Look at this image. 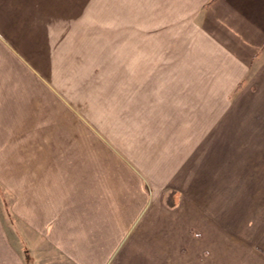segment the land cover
<instances>
[{
  "label": "crops",
  "instance_id": "0c3cea01",
  "mask_svg": "<svg viewBox=\"0 0 264 264\" xmlns=\"http://www.w3.org/2000/svg\"><path fill=\"white\" fill-rule=\"evenodd\" d=\"M93 15L99 78L114 80L92 93L93 109L112 100L129 112L118 123L130 129L129 150L116 133L93 135L91 121L70 118L52 83L63 72L42 70L53 42L67 45L74 31L71 42L82 41L72 20ZM14 18L48 37L27 50L30 29L14 33ZM78 53L66 65L88 80L95 56ZM0 143L12 161L0 174L12 198L0 209V264H177L172 252L198 251L185 233L196 215L184 211L176 231L177 204L164 202L155 177L238 159L225 175L257 176L251 189L264 188V0H0ZM247 227L241 264H264V222Z\"/></svg>",
  "mask_w": 264,
  "mask_h": 264
},
{
  "label": "rangeland",
  "instance_id": "374dc122",
  "mask_svg": "<svg viewBox=\"0 0 264 264\" xmlns=\"http://www.w3.org/2000/svg\"><path fill=\"white\" fill-rule=\"evenodd\" d=\"M95 2L96 0H91V5ZM19 12L24 14L23 10H20ZM32 13L34 12L31 9L27 10L28 15ZM29 20L34 22L33 18ZM39 20L41 23H45L44 17H40ZM11 22L13 24L15 23L13 25L15 27L14 33H18L19 36L25 34V30L23 29L25 26L30 29L29 33L26 32L25 35L26 40H28L31 45V48H27V50L33 51L34 45H36V47L42 45V40L48 37L46 36V31L40 30V27L43 28V26H40L37 23L25 25L17 18H14ZM65 24L67 26L69 22L65 20ZM72 25L76 26L75 28L79 30H84L83 33L85 34L83 35L82 41L75 43L71 42L73 36L76 34L75 31L70 34V39L68 34L66 35V40H68V42H65L67 45H63V41L59 39L58 41L62 42L58 45L53 41H49L50 45H52L53 42L51 51L54 54L51 56H45L42 63L43 73H51L52 77H56L61 71L64 74L62 80H59L58 77L57 80L56 78L52 80L54 85L57 83L59 99L62 97L67 103L66 105L65 102L62 104L59 100L58 106H62L70 118H81L80 120H88L96 125L98 131L96 133L94 132L93 135L98 134L105 137H112L116 133L115 138L117 139L119 137L118 139L121 141L120 145L117 146H122L129 150L131 141L130 129H119L118 127L119 122L129 120V112L121 111V107L118 103H115L112 100L106 101L104 105L101 104L100 111H94L93 109L94 105L92 99L94 97L92 96V93L96 91L99 85L103 86L106 84L107 88L109 86H114V80L106 79L104 81L99 78L101 70L98 69L96 65V46L98 40L96 15L91 16L90 19L81 22L79 25H77L76 20H72ZM12 34L13 32H11V35ZM50 35L55 38L59 36L60 33L58 34L55 32ZM47 44L48 42H45L42 47L44 48ZM76 47L77 49H74ZM80 47H88V52L95 56L92 59L94 64L87 65L90 69L88 72V80L72 79L71 77L74 75L77 68L74 64L66 65V63H69L72 59L74 63L76 62V57L74 56L76 52L77 56L80 55L78 53ZM64 49L66 55L57 58L55 55L63 54ZM104 57H106L107 61V56ZM84 69H86V66H84ZM66 77L68 79H65ZM84 117L85 119H83ZM97 123L100 125H103L104 123L106 127H100ZM107 124H110V126ZM137 135L139 139L141 136L140 132ZM225 147L226 145L220 147L223 148L222 151L224 153ZM3 151H5V145H1L0 143V174L4 172L6 164L9 165L12 162L3 160ZM223 152L220 154H223ZM206 154L207 152L204 150L201 155H203L202 157H205ZM234 156V159H236L237 156ZM236 162L238 163L240 160L218 161L217 163L220 166H215L217 168H213L212 166L216 164L212 163V165H210L207 163L206 165H202L201 170H195V174L186 171L187 174L185 175L166 177L167 181L165 180V176L155 177L156 180H159L158 183L162 184V186H160V188H162L160 194L162 191L164 192V202L171 205V208L177 204L176 209L172 212V219L180 221L179 224L176 221H173V227L176 231L178 230V227L181 226L182 220L185 218L183 217L184 211L192 212L188 214L187 217L196 215L195 220L186 219L187 221L189 220V222L185 224V233L187 232L188 237L195 240V245L198 248V251H185L183 247V251H179V254L172 252L169 261L170 263L241 264L242 262H245L244 259L248 258L244 257L242 254V241L244 240V237H246V234L244 233L248 230L247 224L249 221L255 222L261 220L264 222V188H262V191L251 189L252 185L258 184L257 176L243 177L230 174L225 175V172H231L237 168L235 164ZM141 163L146 165V161L141 160ZM254 178L256 181H253ZM243 179L245 180L244 183ZM11 201L12 198L9 196V191L3 187L0 177V209L3 214L6 212V209L9 210L8 207L12 204ZM195 203L196 214L193 213V206H195ZM190 207L191 209H189ZM14 220L16 221L17 218ZM200 221L202 222L201 229L198 228V223ZM214 227L218 229V234L215 235L216 238L210 239V236H212V233L210 235V232L213 231ZM245 228L246 231L244 232L243 230ZM159 263H162V261Z\"/></svg>",
  "mask_w": 264,
  "mask_h": 264
}]
</instances>
